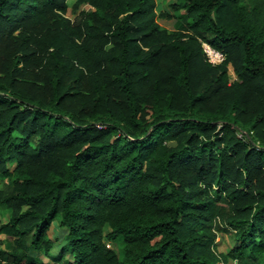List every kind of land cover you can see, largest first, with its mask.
Listing matches in <instances>:
<instances>
[{
	"label": "trees",
	"instance_id": "obj_1",
	"mask_svg": "<svg viewBox=\"0 0 264 264\" xmlns=\"http://www.w3.org/2000/svg\"><path fill=\"white\" fill-rule=\"evenodd\" d=\"M76 3L0 0V262L264 264V0Z\"/></svg>",
	"mask_w": 264,
	"mask_h": 264
},
{
	"label": "rangeland",
	"instance_id": "obj_2",
	"mask_svg": "<svg viewBox=\"0 0 264 264\" xmlns=\"http://www.w3.org/2000/svg\"><path fill=\"white\" fill-rule=\"evenodd\" d=\"M177 0H155V10L157 13L160 11H170V6L169 4L171 2H174ZM68 3V11H67V16L70 17L71 19L75 18V16L81 11L88 9L89 6L85 4H77L76 0H67ZM158 22L160 25L168 30H175L176 29V20L174 18L172 19H167V18H160L158 17ZM204 41L200 39V43ZM228 81L231 83L233 80L237 79L236 73L234 71V67L231 63H228ZM12 165V164H11ZM9 182L7 180H3L0 182V190L1 189H8ZM11 214V208L8 206H0V223L7 221ZM65 231L63 228H60L57 223H54L51 228V237L54 238L57 242L55 243L56 246L55 248L57 249V245H59L63 241V235ZM0 248L5 246V243L7 241L6 235L3 233H0ZM26 241V239H25ZM232 245V242L230 240L229 232L227 230L223 231H218L216 233L215 239L212 244V249L215 252L216 256L220 261H222L224 264H235L234 261L228 260L225 261L222 258V254H224L228 248ZM34 256H37L41 258L42 260L46 261L47 258L42 255L39 252H34ZM0 264H5L0 262Z\"/></svg>",
	"mask_w": 264,
	"mask_h": 264
},
{
	"label": "built area",
	"instance_id": "obj_3",
	"mask_svg": "<svg viewBox=\"0 0 264 264\" xmlns=\"http://www.w3.org/2000/svg\"><path fill=\"white\" fill-rule=\"evenodd\" d=\"M201 45L210 63H212L213 65H217L222 61H224L225 54L222 51L215 49L212 45H210L206 41H202Z\"/></svg>",
	"mask_w": 264,
	"mask_h": 264
},
{
	"label": "crops",
	"instance_id": "obj_4",
	"mask_svg": "<svg viewBox=\"0 0 264 264\" xmlns=\"http://www.w3.org/2000/svg\"><path fill=\"white\" fill-rule=\"evenodd\" d=\"M1 236V235H0Z\"/></svg>",
	"mask_w": 264,
	"mask_h": 264
}]
</instances>
